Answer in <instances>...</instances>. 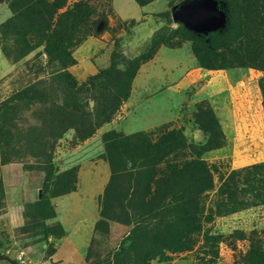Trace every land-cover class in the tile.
I'll return each mask as SVG.
<instances>
[{
    "label": "rangeland",
    "instance_id": "374dc122",
    "mask_svg": "<svg viewBox=\"0 0 264 264\" xmlns=\"http://www.w3.org/2000/svg\"><path fill=\"white\" fill-rule=\"evenodd\" d=\"M77 1L66 0L51 31L41 23L46 30L25 36L32 33L26 16L16 19L13 30H0V52L14 66L0 76V162L20 164L41 191V203L26 209L30 233H60L57 224L46 227L41 221L52 214V196L76 188L80 168L95 160L109 166L104 136L113 133L129 138L109 148L113 169L127 161L128 170L109 169L84 264H264V71L237 64L202 68L193 52L195 36L164 18L175 0H154L137 18L130 4L87 0L95 12L89 23L101 18L106 23H98V36L73 48L69 43L77 36L65 43L73 62L65 68L47 53L42 35L61 32L55 17ZM231 1L238 31L248 21L242 16L248 0ZM262 3L256 2L257 12H264ZM116 10L133 19H122ZM231 25L230 17L225 34ZM158 43L123 99L118 88L125 78L119 73ZM87 127L91 134H85ZM172 129L182 133L186 147L156 165L136 136L154 133V141L160 130ZM194 161L210 172L211 188H197L186 221L176 206L154 199V185L171 177L169 164L180 169ZM167 186L172 193L177 189ZM228 188L234 202L223 194Z\"/></svg>",
    "mask_w": 264,
    "mask_h": 264
},
{
    "label": "trees",
    "instance_id": "16d2710c",
    "mask_svg": "<svg viewBox=\"0 0 264 264\" xmlns=\"http://www.w3.org/2000/svg\"><path fill=\"white\" fill-rule=\"evenodd\" d=\"M153 1L154 0H135L136 4L140 7L145 6ZM181 1L183 0H175L174 2L177 4ZM224 1L227 3L231 17L232 25L230 27L229 33L224 35L210 34L204 39L194 37V40L196 41L193 49L195 58L202 68L208 70L229 69L232 68L234 64H237L239 66H254L264 71V12H257L258 9L256 5V2H260V0H248V2H245V15L242 13V16L244 18L246 17V21H248L244 26L239 27L238 31H236L237 28L234 24V9L231 6L233 2L231 0ZM3 2L7 4L11 14H13V17L9 20H6L5 23L1 25L0 30H13L17 21L16 19L26 16L28 18V22L30 23L29 29L32 33H28L25 36H30L31 34L35 35L40 28H43L40 27L41 23L45 26H48L49 31H51L52 29L50 28L52 24V18L59 9L65 6L66 0H52L51 2L46 0H3ZM262 7L264 8V3H262ZM94 13V10L89 6L87 0L77 1L73 3V5L65 12L55 17L57 21L56 26L60 27L61 32H58L57 34L55 30L50 35L46 36L45 33L42 35L43 39H46L47 53L53 54L55 56V60L59 62L60 66H64L66 68L72 65L73 62L71 56L69 53H67V50L70 47L79 45L87 36H98L100 34L98 31H96V28L100 21L106 23V19H96L95 21H91V23H89L90 18ZM248 13L250 15H257L256 17L249 16ZM168 17L169 15L164 18L168 21ZM36 21H39V24ZM45 28H43V31L46 30ZM234 34H237L239 37L243 38V40L237 41V37L234 36ZM75 36H77V40L74 43H69L70 47L68 48L65 43L68 40L70 41L74 39ZM158 48L159 43L153 44L150 46V53L147 57L139 56L140 58H135L133 62L129 63L128 68L125 71L123 70L119 73L122 78H125V81H121L118 88V95L120 97H123V99L128 98L130 85L137 69L139 68L140 64L149 60ZM22 57L23 54L19 58ZM261 87L264 93V79L262 80ZM109 105L114 104L109 103ZM107 111L108 105L104 108V113ZM90 129V127H87L85 129V134L88 133ZM91 133L92 130L89 134ZM154 135V133H142L138 134L136 137L138 140H140L139 143H141L142 147L144 145L150 149L149 152H145L146 157H155L156 165L161 164L162 162L167 164L168 162L164 160L166 157L174 155L177 151H182V149L186 147L182 133L175 131L174 129L163 131L160 130L159 136L153 141L152 137H154ZM120 140L126 143L129 141V138L122 135L114 136L113 133H108L104 136V142L106 145L108 142V163L110 169H112L114 172L113 174L125 173L126 170H128L126 165L127 161L122 163L121 169H113V164L111 161L112 155H109V148L114 145L118 147V145L121 143ZM145 154L142 156H145ZM202 165L203 164L201 161H194L192 163H185L182 168L181 165H178L180 167L179 169L177 166L169 164L167 169L169 167L174 169V171L171 172V177L169 179H159L160 181L154 185L157 186V190L154 193V199H157L160 202L164 201L166 202V205L176 206L179 209L180 218L188 221L186 219L188 216L186 208L188 209L189 206H193V201H195L193 196H195L197 188L201 187L206 191L211 188V183L209 182L210 172L202 168ZM151 183H153L152 179ZM169 183H172L173 187L177 186V189H175L174 193H172V191L168 188L167 184ZM204 185L205 188L203 187ZM75 189L76 188H73L69 192H72ZM228 190L229 188L223 194H228L227 200L234 202L231 196H229L231 193L229 194ZM67 193L64 192L63 194L54 195L52 198L65 195ZM175 193L178 194V197H174ZM189 193L192 195H189ZM146 194H150V190L147 191ZM150 203H152V201H150ZM147 210L150 214L151 208ZM53 217L54 211L52 209L51 216L43 219H50ZM206 220H208V217H206ZM143 221L145 222V225L148 224L147 220ZM185 226L189 227L187 224ZM58 228L60 230L58 235H54L51 232L42 233H44L45 236L52 235L59 237L63 234V232L59 226ZM12 263L17 264L14 261H12Z\"/></svg>",
    "mask_w": 264,
    "mask_h": 264
},
{
    "label": "crops",
    "instance_id": "0c3cea01",
    "mask_svg": "<svg viewBox=\"0 0 264 264\" xmlns=\"http://www.w3.org/2000/svg\"><path fill=\"white\" fill-rule=\"evenodd\" d=\"M116 2L130 4L136 18L146 15L152 6L140 7L135 3L136 8L130 0H114L113 4ZM116 13L119 15L117 10ZM10 16L8 6L0 2V24ZM119 16L133 19L132 16ZM13 68L0 52V76L10 73ZM109 169L106 162L95 160L80 168L76 190L51 198L54 217L41 221L46 227L57 224L63 232L57 237L45 236L42 232L30 233L26 209L39 202V189L20 164L0 162V256L19 260V263L15 261L17 264H84L83 252L94 236L98 199L109 180ZM6 262L0 258V264Z\"/></svg>",
    "mask_w": 264,
    "mask_h": 264
},
{
    "label": "water",
    "instance_id": "95a60500",
    "mask_svg": "<svg viewBox=\"0 0 264 264\" xmlns=\"http://www.w3.org/2000/svg\"><path fill=\"white\" fill-rule=\"evenodd\" d=\"M169 20L204 39L210 34H225L230 26V13L224 0H183L171 7Z\"/></svg>",
    "mask_w": 264,
    "mask_h": 264
}]
</instances>
